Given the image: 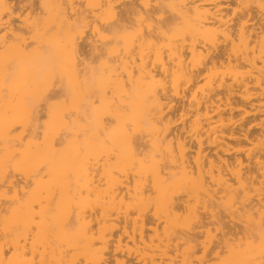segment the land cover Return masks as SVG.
<instances>
[{
  "label": "rangeland",
  "instance_id": "1",
  "mask_svg": "<svg viewBox=\"0 0 264 264\" xmlns=\"http://www.w3.org/2000/svg\"><path fill=\"white\" fill-rule=\"evenodd\" d=\"M66 1L44 0L33 10L26 2L0 0V256L4 239L9 245L0 264H184L185 257L192 264H264V237L207 261L202 246L194 252L187 244L176 248L177 236L197 226L202 205L192 194L197 191L193 179L179 174L173 197L188 194L193 210L174 217L167 204L171 192L158 182L159 176L166 177L163 165L169 151L179 156V142L187 157L201 156L207 165L241 158L257 173L256 161H264V144L258 140L264 134V98L243 101L239 95L242 80L249 81L252 93H262L255 85L259 71L249 65L229 71L226 62L217 66V74L206 71L195 79L199 60L205 62L212 54L211 46L197 49L203 58L185 50L183 74L174 66L177 60L167 41L153 38L158 50L147 46L145 39L159 15L150 21L144 15L131 25L120 16L133 0H116L113 11L106 0H72V7ZM158 2L176 8L174 1L138 0V10L145 12V3L150 9ZM165 10L163 17L173 13L170 7ZM131 17L136 23L137 17ZM187 32L182 26L172 40ZM259 36L260 45L264 31ZM216 38L223 44L221 33ZM235 45L241 55L244 46L239 40ZM257 67L264 71V57ZM228 86L238 93L232 100L236 111L225 113L223 121L213 111L227 108ZM206 107L209 119L203 117ZM196 122L201 125V150L193 132L182 130H191ZM225 125L229 133L223 131ZM231 131L236 140L228 138ZM227 146L244 152L225 153ZM248 153L253 157L247 158ZM226 179L238 188L236 178ZM261 181L259 175L256 189ZM143 183L150 200L130 199L127 187L133 190ZM250 193L257 203L258 193ZM262 193L264 199V186ZM222 202L234 211L240 207L229 197ZM146 210L158 216L153 229L141 236L134 226H141L139 215ZM213 235L220 237L215 231ZM24 244L27 253L18 257L15 249ZM120 248L139 255L128 258Z\"/></svg>",
  "mask_w": 264,
  "mask_h": 264
},
{
  "label": "bare ground",
  "instance_id": "2",
  "mask_svg": "<svg viewBox=\"0 0 264 264\" xmlns=\"http://www.w3.org/2000/svg\"><path fill=\"white\" fill-rule=\"evenodd\" d=\"M18 4L26 2V7L36 10L44 4V0H16ZM20 1V2H19ZM165 1H174L176 3V8L169 4H163L158 2L157 5L148 9V3H145L146 9L145 12L138 10L140 4L138 0H133L131 6L128 10H124L120 16V21H124L131 25H136L146 16L145 21H150L155 15H159V20L157 26L154 28L153 32H150L148 39H145L147 46L155 45L153 38L158 42H168V48L171 52V55L177 64L174 66L178 68V72L185 74L187 71V65L183 58L185 56V50H189L193 56H199L203 58V55L197 49L203 46H211L212 54L208 53L205 57V62L199 60V68L196 70V73L192 76L195 79H198L203 72L216 70L218 65H223L226 62L228 63L227 69L229 71H236L237 69L243 68L246 65L251 66L253 69L258 70L260 76L255 78V85L260 87L262 90L261 94H254L251 92L249 87V81L242 80V85L244 87V92L240 93V98L243 101H251L253 99L264 98V71L257 67L258 61H262L264 57V41L257 43V39L261 36V31H264V0H165ZM108 8L113 11L114 4L116 0H106ZM68 7L73 6L72 0H67L66 3ZM2 5H6L3 3ZM16 5V4H15ZM19 6V5H18ZM166 7L172 9V14L163 17L166 12ZM148 9V10H147ZM126 15V17H125ZM131 16H136L134 19L136 23L133 24ZM119 25L118 27H121ZM138 26V25H137ZM182 26L188 27V35L181 38V40L173 41L172 36L178 32ZM225 29H220L225 27ZM116 28L113 27V30ZM121 29V28H120ZM221 33L224 37L223 44L219 43V40L216 38L217 33ZM235 40L244 46V51L241 55L235 52L234 48ZM159 43L161 46L162 44ZM258 44L250 48L251 44ZM229 45L230 48H229ZM156 46V47H155ZM154 48L157 50L159 47L155 45ZM231 63H234L233 65ZM144 67V64L143 66ZM234 69V70H233ZM163 72H167V68H162ZM217 74V71H214ZM240 84V85H241ZM238 85V87H240ZM222 86V85H221ZM227 96L225 97L226 109L222 110L220 107H217L213 113L216 114L219 118H222L225 113L233 115L236 111L232 107V100L237 96V90L233 87L228 86ZM218 101L222 102L219 94ZM215 96L209 97L214 98ZM211 104H213L211 102ZM208 107L203 114L204 118H210ZM247 115L249 113L246 112ZM200 115V114H199ZM224 121V118H222ZM233 119L228 120L229 123L233 122ZM222 121V122H223ZM231 124H236L233 122ZM224 126V125H223ZM169 127H167V130ZM182 130L186 133L193 132L195 142L198 144L199 149L201 150L202 140L199 138V133L201 131V125L196 122L192 129L183 127ZM224 132H228L227 126L223 127ZM232 133L228 136L231 140H236L235 133ZM264 133V130H263ZM244 139L247 142H253V139L249 138V135H245ZM175 140L179 141V136L175 137ZM194 140V139H191ZM261 144H264V134L262 138L258 139ZM170 144V143H169ZM179 146V156H175L169 151L167 160L163 165V171L165 172V178L159 176L157 180L163 183L162 188L166 193L171 192V196L176 193L173 190V184L178 178V175L183 177L190 176V179H193L197 191L192 193L198 204L202 205L203 213L197 217L198 224L192 231L177 236L176 239L179 241L176 243L175 247L179 245L187 244L188 249L191 252H194L199 246H202L204 249L203 260H210L211 257H219L224 253L225 250L228 252L234 251L236 248H240L242 245H250L254 240L264 237V199L261 198L263 195V186H264V161L258 159L256 165L258 166V171L255 174L252 171V168L248 165L245 166L241 158L235 159L234 163L230 161H223L222 166H217L214 162H210L208 165L205 161L202 160L201 156L196 158L187 157L185 155V148L182 143H178ZM225 153L230 154L231 151H234L236 154L244 152V149L238 148L233 149L229 146L224 150ZM247 158L253 157L251 153L246 155ZM236 164V166H234ZM235 167V168H234ZM180 170L179 173L174 170ZM246 170V172H244ZM215 172L217 175H215ZM194 175L197 178H194ZM259 175L262 177L260 182L261 188H255V181H257ZM227 176L234 177L238 181V188H234L230 181L226 179ZM154 180L153 188H157V184ZM215 185L217 188L215 190H210L209 185ZM148 186L143 183L140 187H135L133 190L130 187H127L126 192L127 196L134 200L139 199L150 200ZM172 190V191H171ZM258 193L257 203H254L253 196L251 191ZM202 192L203 197L199 196V192ZM25 189L20 190L21 194H24ZM176 197L167 200L169 212L174 216L178 217L180 214L189 212L193 210V207L190 205L189 198L190 196L186 193H178ZM224 197H229L230 200H237L240 207L234 211L233 208H228L225 202H222ZM3 210L0 209V214ZM140 216L141 226L134 230H139L141 236L147 228L153 229L152 225L154 224L155 219H157V213H151L150 211H143ZM129 217V216H128ZM257 218V220H256ZM126 224H128V219H126ZM135 224V222H134ZM157 233V229H154ZM213 231L220 234V237L213 235ZM209 237L208 242L202 243L200 239L203 236ZM146 248H152L146 243H143ZM1 256L4 251V248L9 249L7 241L1 243ZM27 246L21 245L16 248L18 257H24L27 253ZM121 253H127L128 258L133 256H138L139 251L132 253L130 251H124L121 248L119 249ZM166 255V252L164 253ZM184 264H192L187 257L184 258ZM118 264H125L121 262Z\"/></svg>",
  "mask_w": 264,
  "mask_h": 264
}]
</instances>
